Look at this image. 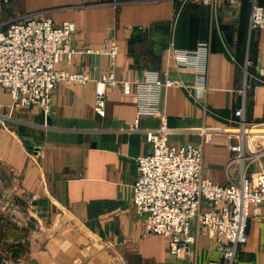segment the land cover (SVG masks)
<instances>
[{
    "label": "crops",
    "instance_id": "1",
    "mask_svg": "<svg viewBox=\"0 0 264 264\" xmlns=\"http://www.w3.org/2000/svg\"><path fill=\"white\" fill-rule=\"evenodd\" d=\"M173 3L16 0L0 5V25L25 14L52 17L57 23L74 21L78 30L71 45L77 51L57 67L85 71L91 77L83 84L60 83L47 113L39 106L11 108L10 92L0 87V200L15 201L12 211L19 216L27 214L22 208L26 201H33L27 244L22 243L26 225L15 222L1 231L8 246L26 247L9 257L13 264L222 262L207 235L198 236L192 257L179 259L168 251L163 235L142 234L145 217L133 204L132 185L136 158L149 153L152 145L146 131L129 128L136 119L143 129L161 124L160 115L140 113L139 103L151 101V95L107 87L104 115L95 110L96 80L111 67L109 55L96 50L114 37L120 46L113 67L118 79L144 80L155 71L162 80L184 83L162 85L155 96L172 129L169 141L203 145V173L214 181L226 184L240 177L247 157L236 159L224 134L214 133L211 142H204L198 129L225 125L243 100L246 118L264 122V82L241 94L247 53L252 70L260 74L261 69L264 77V27L249 31L246 0L240 5L229 0L190 1L175 23L174 37L183 49H195L203 40L210 43L206 80L200 88L196 68L178 67L168 58ZM247 168L264 169V153ZM40 213L45 214L43 223ZM251 215L237 264H264V204L251 207ZM3 263L9 264L0 260Z\"/></svg>",
    "mask_w": 264,
    "mask_h": 264
},
{
    "label": "built area",
    "instance_id": "2",
    "mask_svg": "<svg viewBox=\"0 0 264 264\" xmlns=\"http://www.w3.org/2000/svg\"><path fill=\"white\" fill-rule=\"evenodd\" d=\"M12 1L0 0V5L6 6ZM229 1L241 4V0ZM263 27L264 3L250 0L249 31ZM77 30L74 21L57 23L52 17L32 14L0 25V87L10 92L11 108L39 106L47 113L60 83L83 84L91 79L85 71L57 67L63 60L70 61L76 53L71 40ZM174 36L175 23L170 29L169 60L178 67L196 68L201 85L198 86L204 87L210 43L203 40L195 49H183L176 46ZM119 49L116 39L110 37L96 50L109 55L111 67L96 80L95 110L104 115L106 88L121 86L125 93L150 94L151 101L141 98L140 113L161 116L158 127L143 129L136 119L129 128L146 131L152 145L149 153L136 158L137 178L132 185L133 204L145 217L143 236L163 235L168 251L179 259H187L195 254L198 236L207 235L221 252L219 264H237L239 248L247 241L251 207L258 209L264 204V169L247 168L255 156L264 153V122L246 118L243 100L225 125L198 129L204 142H211L214 133L224 134L235 158L248 159L237 180L231 179L226 184L214 181L203 173V145L193 142L176 145L169 141L172 129L155 98L162 85L183 86L184 83L171 78L162 80L155 71H150L144 80L118 79L113 67ZM232 59L237 62L236 57ZM241 67L244 74L241 94L245 95L256 88V82H264V77L261 69L260 74L252 70L253 61L248 53ZM256 218L259 217L256 215Z\"/></svg>",
    "mask_w": 264,
    "mask_h": 264
},
{
    "label": "rangeland",
    "instance_id": "3",
    "mask_svg": "<svg viewBox=\"0 0 264 264\" xmlns=\"http://www.w3.org/2000/svg\"><path fill=\"white\" fill-rule=\"evenodd\" d=\"M14 1H16V0H14ZM173 1L175 3H173V15L171 16L170 21L173 23H176V21L178 20L179 16L182 13V10L192 0H173ZM198 1H202V0H198ZM206 1L211 2L212 0H206ZM258 2L264 3V0H258ZM248 4L250 7V0H248ZM2 8H4V7H2ZM5 11H6V9H4L3 14L5 13ZM5 18H9V16H6ZM260 139H262V138H260ZM15 205H16L15 201L0 200V260H7L9 262V264H13L12 259H9V257L14 256V255L17 256L16 251L23 253L22 250L23 249L26 250V247L25 246L23 247L22 244L20 245V247H18L17 243H14V244L10 243V246H8V243L3 240L4 231L1 232L3 227H6V226L11 225V224H15V222H16V224L21 223L23 225H26V228H25L26 233L24 236V241L22 243L27 244V239H28V234H29V231H28L29 226L28 225H29L30 219H33V216L28 215L29 209L33 205L32 200H29V201L27 200L26 206L24 204V206L22 207L23 209L26 208L27 214H22L19 216L18 213H15V211H12L13 208L16 207ZM44 215H45L44 213H40V215H39L40 218H42V220H43L42 223L45 222Z\"/></svg>",
    "mask_w": 264,
    "mask_h": 264
},
{
    "label": "trees",
    "instance_id": "4",
    "mask_svg": "<svg viewBox=\"0 0 264 264\" xmlns=\"http://www.w3.org/2000/svg\"><path fill=\"white\" fill-rule=\"evenodd\" d=\"M248 2V0H246V3Z\"/></svg>",
    "mask_w": 264,
    "mask_h": 264
}]
</instances>
